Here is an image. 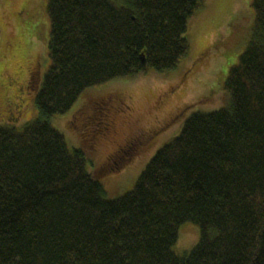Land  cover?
Returning a JSON list of instances; mask_svg holds the SVG:
<instances>
[{
	"label": "trees",
	"instance_id": "obj_1",
	"mask_svg": "<svg viewBox=\"0 0 264 264\" xmlns=\"http://www.w3.org/2000/svg\"><path fill=\"white\" fill-rule=\"evenodd\" d=\"M204 3L47 0L49 67L29 83L39 116L0 127V264H264V0L228 72L229 104L190 115L125 195L109 199L52 125L95 86L174 70ZM112 161L108 173L125 164ZM188 222L200 239L178 255Z\"/></svg>",
	"mask_w": 264,
	"mask_h": 264
},
{
	"label": "rangeland",
	"instance_id": "obj_2",
	"mask_svg": "<svg viewBox=\"0 0 264 264\" xmlns=\"http://www.w3.org/2000/svg\"><path fill=\"white\" fill-rule=\"evenodd\" d=\"M254 23L253 0H205L188 21L190 51L174 70H150L95 86L52 120L70 148L86 152L88 170L109 199L134 188L152 157L180 134L190 115L229 104L225 81ZM49 29L47 0H0V127L22 131L38 118L36 89L29 83L34 67L41 79L48 70ZM111 158L125 164L108 173L104 168L116 166L108 163ZM199 239V226L185 223L175 253H188Z\"/></svg>",
	"mask_w": 264,
	"mask_h": 264
}]
</instances>
